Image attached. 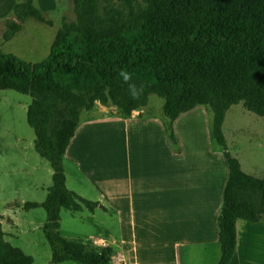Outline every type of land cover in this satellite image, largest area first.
<instances>
[{
  "label": "trees",
  "instance_id": "trees-1",
  "mask_svg": "<svg viewBox=\"0 0 264 264\" xmlns=\"http://www.w3.org/2000/svg\"><path fill=\"white\" fill-rule=\"evenodd\" d=\"M34 1L14 2V18L5 21L6 41L28 18L52 23ZM72 1L75 21L57 31L47 58L33 63L0 51V90L30 96L27 122L35 135L34 147L53 169L45 201L23 205L25 210H46L43 233L51 249L49 264L111 262V246L93 251L81 239L60 232L62 208L106 209L68 189L63 157L81 114L96 101L113 104L130 116L146 107L151 95L164 100L172 140H176L172 122L180 114L198 105L214 113L212 137L224 148L229 167L218 218L222 250L218 264H229L236 249V221H264V177L242 170L222 131L234 105L241 103L264 117V0ZM121 69L144 86L140 100L128 95L118 74ZM2 220L0 214V264H32V256L6 239Z\"/></svg>",
  "mask_w": 264,
  "mask_h": 264
},
{
  "label": "crops",
  "instance_id": "crops-1",
  "mask_svg": "<svg viewBox=\"0 0 264 264\" xmlns=\"http://www.w3.org/2000/svg\"><path fill=\"white\" fill-rule=\"evenodd\" d=\"M98 105L105 109L102 113L107 119L118 120V137L123 147L115 152H98L90 165L75 156L73 163L84 186L68 183V179L66 186L106 209L62 208V235L81 239L95 251L111 246L109 264H116L119 255L127 264H218L222 253L218 218L229 178L224 155L214 152L211 143V154H207L202 145L190 148L182 138L172 141L167 130L170 120L151 106L125 116L115 105L98 101L81 114L70 144L82 125L83 129L88 127L89 136H94L93 123L101 118L93 114ZM109 107L117 111L111 113ZM178 118L172 122L173 127L181 121ZM141 138L150 144L146 151L135 145V140ZM96 166L101 171L99 183L91 172ZM62 210L68 211L66 231ZM0 214L5 215L2 211ZM45 221L46 218L36 223L38 230L43 232ZM4 224L2 221L7 233ZM236 231V249L229 264H264V221L238 219Z\"/></svg>",
  "mask_w": 264,
  "mask_h": 264
},
{
  "label": "rangeland",
  "instance_id": "rangeland-1",
  "mask_svg": "<svg viewBox=\"0 0 264 264\" xmlns=\"http://www.w3.org/2000/svg\"><path fill=\"white\" fill-rule=\"evenodd\" d=\"M15 1L0 0V51L13 53L28 62H40L48 57L57 31L65 22L75 21L73 1L35 0L36 7L52 23L47 24L33 17L28 18L24 21L22 29L6 41L5 21L14 18L12 6ZM30 102L31 98L28 95L14 90H0V212L5 214H2L4 216L2 221L7 230V233L4 231L6 239L13 246L32 256L33 264H49L51 259L49 245L42 229L38 230L36 227L37 222L45 220L46 210L43 207L30 210L23 208L26 202H44L48 189L53 184V169L49 161L42 158L34 147L35 135L27 122V107ZM163 105L162 98L157 95L150 96L148 107L160 111L164 117ZM99 106L93 113L101 117L96 118L93 123L94 136H89L88 127L83 129L82 125L64 154L63 167L68 183L84 186L73 163L75 156L79 155V160L85 159L83 162L90 165L96 161L98 152L110 153L123 147L120 142L122 139L118 137V120L115 122L113 119H107L108 116L102 113L105 109ZM115 110L117 111L114 107H109L111 113ZM102 116L106 120H103ZM178 119L181 121L176 123L175 127L172 125L176 138L184 139V144L190 145V148L202 145V151L207 154H211L209 148L211 143L214 152H221L224 155V148L211 136L214 113L209 107L198 105ZM222 131L229 152L239 160L242 170L257 177H264V117L247 111L240 103L227 111ZM168 136L171 139L169 133ZM135 145L143 151L150 146L149 142L142 138L135 140ZM98 166L91 171L96 174L97 183L100 182L101 173ZM79 179L81 182H78ZM17 204L20 207H16ZM62 212L66 231L68 211ZM8 219L12 220L10 226ZM14 221L16 226H13ZM90 250L95 251V248L90 247ZM60 264L77 263L67 261Z\"/></svg>",
  "mask_w": 264,
  "mask_h": 264
},
{
  "label": "clouds",
  "instance_id": "clouds-1",
  "mask_svg": "<svg viewBox=\"0 0 264 264\" xmlns=\"http://www.w3.org/2000/svg\"><path fill=\"white\" fill-rule=\"evenodd\" d=\"M118 74L121 78L122 84L126 86L130 98L135 101L140 100L145 92L144 86H138L137 83L133 82V74L128 71L121 69Z\"/></svg>",
  "mask_w": 264,
  "mask_h": 264
},
{
  "label": "built area",
  "instance_id": "built-area-1",
  "mask_svg": "<svg viewBox=\"0 0 264 264\" xmlns=\"http://www.w3.org/2000/svg\"><path fill=\"white\" fill-rule=\"evenodd\" d=\"M116 264H127L124 256H122V255L117 256L116 257Z\"/></svg>",
  "mask_w": 264,
  "mask_h": 264
}]
</instances>
